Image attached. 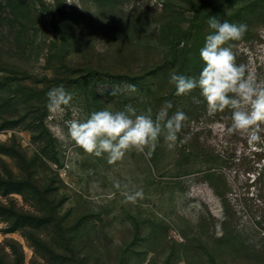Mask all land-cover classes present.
<instances>
[{
	"label": "rangeland",
	"instance_id": "rangeland-1",
	"mask_svg": "<svg viewBox=\"0 0 264 264\" xmlns=\"http://www.w3.org/2000/svg\"><path fill=\"white\" fill-rule=\"evenodd\" d=\"M231 1L234 15L257 5V25L230 46L236 63L264 83V0ZM71 2L0 0V264L252 260L264 245V133L249 145L221 131L219 124H231L229 109L209 115L200 92L188 97L201 101L183 111L182 129L203 148L190 140L199 154L185 162L164 134L153 160L132 149L111 164L67 135L68 121L100 110L131 105L155 118L175 94L169 79L177 73L161 26L169 20L185 28L208 10L218 18L224 0ZM59 85L73 97L62 117L47 107L48 91ZM139 190L143 198L126 199ZM223 222L241 233L238 246L221 242ZM196 226L200 241L191 237Z\"/></svg>",
	"mask_w": 264,
	"mask_h": 264
},
{
	"label": "clouds",
	"instance_id": "clouds-1",
	"mask_svg": "<svg viewBox=\"0 0 264 264\" xmlns=\"http://www.w3.org/2000/svg\"><path fill=\"white\" fill-rule=\"evenodd\" d=\"M67 3L72 4L71 0H67ZM208 26L212 31L206 35L204 45L199 50L204 66L198 78L172 73L169 83L175 86L177 96L187 95L199 88L209 115L224 112L225 109L231 111V124L227 128L219 124L221 131L239 133L247 139L249 145L261 143V134L264 133V83L258 82L256 74L249 71L245 64L236 63V56L229 45L230 41L243 38L247 25L229 23L227 20L221 22L211 17ZM125 87L130 93L136 91L134 84ZM97 91L103 93L105 86H98ZM117 91L114 88L109 95L115 96ZM47 97L50 113L61 117L73 99L63 85L51 88ZM172 107V103L166 101L155 118L151 109L146 114H137L131 105L116 112L95 111L86 120L73 118L68 121L67 135L88 154L101 157L106 153L110 164L121 160L132 149L150 159L162 134L169 148L176 146L178 134L188 119L179 110L169 116ZM77 115L73 111V116ZM186 139H181L180 144L185 143ZM116 187H120L119 183ZM137 198H143L142 190L126 195V199L131 202Z\"/></svg>",
	"mask_w": 264,
	"mask_h": 264
},
{
	"label": "trees",
	"instance_id": "trees-1",
	"mask_svg": "<svg viewBox=\"0 0 264 264\" xmlns=\"http://www.w3.org/2000/svg\"><path fill=\"white\" fill-rule=\"evenodd\" d=\"M235 2H232L231 0H224L223 4H220L219 9L217 10V13L220 14L218 19L221 20H227L229 23H242L245 22L247 27L257 25L258 20H254V17L251 16V13L257 8L256 4H253L248 12L245 14L239 15V13H235V15L230 12L228 14V11L231 9L232 5H234ZM220 11V12H219ZM214 11L208 10L206 13H204L202 16H199L198 14H194L190 20V24L183 28L180 25L179 21L170 22L169 20L164 23L160 28V38L165 41V46L168 48V52L166 55L170 54L172 60L177 66V74H182L190 77H197L199 76V69L203 64L202 59L200 58L199 50L203 47L205 42V37L208 35L212 30L208 26V19L213 17ZM246 16V17H245ZM231 43H234V41H230L229 45ZM225 45V46H229ZM175 89V87H174ZM196 90V92L194 91ZM192 93H188L187 95H173L170 98V102L173 105V108L179 111H184L187 109V106H191L192 108H196L197 106H200V98L196 99L195 101H190V97L194 95L195 93L200 92V89H194ZM189 97V98H188ZM187 102V104H186ZM186 104V108H185ZM188 129H185V131L182 129L181 132L178 134V141L177 143L179 146L177 147V158H180V160L184 159L183 161H188L189 158H196L199 154L195 147L191 144V141H193L196 146L199 143L201 148H203L202 143L199 141H196V135L192 136L194 133L187 131ZM188 137V140H186L185 143L180 144L181 139H185ZM191 140V141H190ZM161 145V143L157 144V147L155 151L153 152L151 158H156L155 152L157 151V148ZM161 148V146H160ZM201 148L199 149V152H201ZM227 222H223L222 229L224 231L223 238H221V242H226L227 244H230L232 241L234 242L231 246L234 248L235 245L238 246L239 240L237 237L241 235V233H237L235 229H227ZM201 228L199 226L195 227L196 232L194 234H191L192 238H196V240L200 241L201 237ZM198 231V233H197ZM263 232V231H261ZM237 241V242H236ZM238 243V244H237ZM252 248L254 246L251 245ZM221 249V248H219ZM250 249V248H249ZM208 254L209 252L206 251ZM253 253L255 254V257L252 258V260H244L246 264H264V245L260 249H254ZM257 255V257H256ZM261 255V256H260ZM212 255L209 254V257Z\"/></svg>",
	"mask_w": 264,
	"mask_h": 264
}]
</instances>
